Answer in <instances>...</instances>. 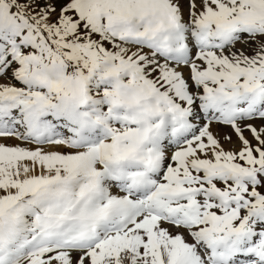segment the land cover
<instances>
[{
    "label": "snow or ice",
    "instance_id": "6c2138e0",
    "mask_svg": "<svg viewBox=\"0 0 264 264\" xmlns=\"http://www.w3.org/2000/svg\"><path fill=\"white\" fill-rule=\"evenodd\" d=\"M0 264H264V0H0Z\"/></svg>",
    "mask_w": 264,
    "mask_h": 264
}]
</instances>
